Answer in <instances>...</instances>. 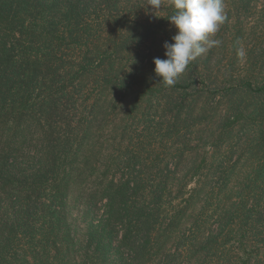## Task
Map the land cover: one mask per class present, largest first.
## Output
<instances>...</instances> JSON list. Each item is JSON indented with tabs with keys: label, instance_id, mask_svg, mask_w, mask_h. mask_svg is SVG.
I'll list each match as a JSON object with an SVG mask.
<instances>
[{
	"label": "trees",
	"instance_id": "16d2710c",
	"mask_svg": "<svg viewBox=\"0 0 264 264\" xmlns=\"http://www.w3.org/2000/svg\"><path fill=\"white\" fill-rule=\"evenodd\" d=\"M257 1L224 0L220 45L165 87L160 38L136 66L152 27L111 21L132 0H0V264H264V9L249 28L245 15ZM88 11L107 15L87 24ZM248 30L259 42L240 57ZM147 73L158 88L105 134L98 116ZM158 93L168 122L135 141L128 121L151 118Z\"/></svg>",
	"mask_w": 264,
	"mask_h": 264
},
{
	"label": "rangeland",
	"instance_id": "374dc122",
	"mask_svg": "<svg viewBox=\"0 0 264 264\" xmlns=\"http://www.w3.org/2000/svg\"><path fill=\"white\" fill-rule=\"evenodd\" d=\"M146 4H147V0H132V2H124L121 6V9L119 10L118 13H115L114 11H112V13H109L110 16H112L111 21H118V20H122V23L124 25L126 24H130L133 22H138V24L143 23L145 26L150 25L152 27V35L149 39V41L147 40H141V42H139L138 44H140V46H138V53H139V58L137 59L138 62L141 61V63L136 64V66H140L141 68H143V66L146 63L147 60V56H148V51H152L153 53L155 52V43L156 42H160L162 44V42L160 41V39L165 42L168 41L170 43V34H167V32L170 33V23L168 20H165V18L168 15V0H164L163 4H162V8L160 10L154 11L153 14H151L147 9H146ZM264 9V1L263 0H259L257 2H252L251 5L249 6V9L246 11V14L249 18L247 21V27L249 28L250 25H248V22L251 23L253 22V20H251L252 18H256L259 14H261L262 10ZM86 15V21H83L84 23L89 24L93 19L95 18H105L107 15V13L103 12V11H98V12H89L85 14ZM92 16V19L90 20V17ZM156 16V17H155ZM165 20V21H164ZM261 20V18L257 21V24H261L259 21ZM121 23V24H122ZM253 24V23H252ZM159 25V27L157 28V33L159 35V37H157V34H155V29L156 26ZM122 26V25H121ZM140 26H138L139 28ZM155 27V28H154ZM116 30V33L124 31L123 29H120L118 27L115 26H109L108 29H105V31L108 30H112V29ZM154 28V29H153ZM257 31H260L259 28L254 27ZM125 29V28H124ZM167 31V32H166ZM109 32V31H108ZM166 32V33H163ZM246 35H250L253 34L252 36L248 37L245 44L242 45V49L243 50H250L253 49V47H256L258 44V36L254 33H252L250 30L246 31L245 33ZM118 35V34H117ZM116 35V36H117ZM154 36H156V39L154 40ZM160 38V39H159ZM151 40V41H150ZM154 48V49H153ZM146 75V76H145ZM143 77H140L139 80L134 81L133 88H130L127 91H123L120 93H117V97L119 96L120 98L123 96H126L119 104H117V106L114 108L113 107V103L107 106L106 109V115H99L98 119L102 120V124H103V128L106 130L105 134H107V132L112 131L111 133L108 134H115V132L117 133H121V131L118 129L120 125H122V122H118V120L122 117L125 116L133 107L135 100L133 98H135L137 95L140 96L141 94H144L147 90L148 92H151L150 89H154V91L156 90V88H158V86L155 87V85H157V82L154 81L151 77H150V73L145 74ZM90 84H87L85 86V90L92 92L93 88H94V84L91 83V80L87 81ZM241 98H243V100L249 104H252L255 102V100H253L251 98V96H246V94H240ZM114 96V95H112ZM116 96V95H115ZM257 97H262L264 96H258L255 95ZM160 97V98H159ZM114 98V97H113ZM112 98V99H113ZM145 100H148L149 97L145 96L144 97ZM261 99L264 98H260L258 99L259 101ZM116 100V99H115ZM152 107L148 108L147 110L150 111L151 113V118H149L146 122L145 120L140 117L141 114L138 116L140 118L134 120V122L132 121H128V134L135 140V141H142L145 139V135L148 136V138L150 140H152V135L155 136V127H158L157 123H162L164 122V120L166 122H168V109L165 108V102H167L166 100H170V93L168 94H164V96L162 97L160 93H158L157 95H155L152 99ZM145 106L143 107H139L137 110H142L143 108H145ZM155 112V113H154ZM155 114V115H154ZM151 123V125H155V127L149 128L147 132L143 133V128L145 126H148V124Z\"/></svg>",
	"mask_w": 264,
	"mask_h": 264
},
{
	"label": "clouds",
	"instance_id": "9594fccd",
	"mask_svg": "<svg viewBox=\"0 0 264 264\" xmlns=\"http://www.w3.org/2000/svg\"><path fill=\"white\" fill-rule=\"evenodd\" d=\"M163 2L147 0L145 7L153 14ZM168 4L174 11L167 20L175 34L171 43L165 41L162 45L165 59H153V72L159 83L172 87L191 62L220 45L221 41L213 37L227 20V14L224 0H168ZM237 55L243 57L244 50L238 49Z\"/></svg>",
	"mask_w": 264,
	"mask_h": 264
}]
</instances>
